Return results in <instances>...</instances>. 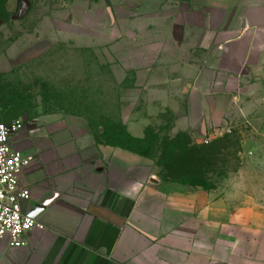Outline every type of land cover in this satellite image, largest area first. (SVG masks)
<instances>
[{
	"label": "crops",
	"instance_id": "crops-1",
	"mask_svg": "<svg viewBox=\"0 0 264 264\" xmlns=\"http://www.w3.org/2000/svg\"><path fill=\"white\" fill-rule=\"evenodd\" d=\"M129 1L114 5L134 8L150 33L134 64L155 72L147 85L173 102L175 134L222 131L226 103L264 93V0ZM55 131L12 138L32 156L19 176L30 193L22 211L45 229L18 247L0 239V264H264L256 195L178 181L137 185L116 169L120 148L91 144L75 159L73 142Z\"/></svg>",
	"mask_w": 264,
	"mask_h": 264
},
{
	"label": "rangeland",
	"instance_id": "rangeland-1",
	"mask_svg": "<svg viewBox=\"0 0 264 264\" xmlns=\"http://www.w3.org/2000/svg\"><path fill=\"white\" fill-rule=\"evenodd\" d=\"M115 3L0 0V123L20 119L19 133L33 136L56 128L60 141L73 142L75 159L91 144L120 148L116 169L137 185L177 177L195 183L196 172L160 165L174 164L185 138L174 133L179 120L167 107L173 102L163 103L161 88L147 85L155 72L134 64L150 41L146 24L135 21L134 8ZM225 107L222 131L190 135L192 144L206 146L230 138L207 157L211 165L193 186L240 188L264 201V93Z\"/></svg>",
	"mask_w": 264,
	"mask_h": 264
},
{
	"label": "built area",
	"instance_id": "built-area-1",
	"mask_svg": "<svg viewBox=\"0 0 264 264\" xmlns=\"http://www.w3.org/2000/svg\"><path fill=\"white\" fill-rule=\"evenodd\" d=\"M20 119L0 123V239L6 238L10 246L24 245V235L33 229L44 230L35 217L22 211L21 203L30 198L29 190L19 184L22 170L32 156L14 147L12 138L24 129ZM207 143L208 140L205 139Z\"/></svg>",
	"mask_w": 264,
	"mask_h": 264
},
{
	"label": "trees",
	"instance_id": "trees-1",
	"mask_svg": "<svg viewBox=\"0 0 264 264\" xmlns=\"http://www.w3.org/2000/svg\"><path fill=\"white\" fill-rule=\"evenodd\" d=\"M181 137L185 138V143H181L180 146H177L176 149L178 152L180 151V154L177 156L179 158H175V162L172 165H168L167 163L160 162V165L165 168V170L171 171V168L173 167L176 170H192L196 172V181L191 182L187 180L181 179V177H177L174 179V181H178L180 183L189 184V185H200L201 179L199 177L204 176V172H206L205 169H207L211 164L208 163L207 157L211 156L212 154H219L221 153V149L224 147L223 145L226 144V142L230 139L227 134H224L221 138H218L216 143L210 144L208 146L206 145H195L192 144V141L190 139V135L186 132H182L180 135ZM209 144V142L207 143ZM191 145V146H190ZM211 148L210 150H208ZM174 152L176 153V150H172V155L174 156ZM171 155V154H170ZM172 166V167H171ZM188 170V171H189ZM167 176L170 177L169 174ZM210 189V188H205Z\"/></svg>",
	"mask_w": 264,
	"mask_h": 264
},
{
	"label": "water",
	"instance_id": "water-1",
	"mask_svg": "<svg viewBox=\"0 0 264 264\" xmlns=\"http://www.w3.org/2000/svg\"><path fill=\"white\" fill-rule=\"evenodd\" d=\"M30 215V214H29ZM30 216H32V215H30ZM32 217H34V216H32Z\"/></svg>",
	"mask_w": 264,
	"mask_h": 264
}]
</instances>
